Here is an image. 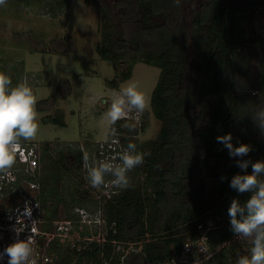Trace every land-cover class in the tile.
Segmentation results:
<instances>
[{
  "label": "trees",
  "instance_id": "16d2710c",
  "mask_svg": "<svg viewBox=\"0 0 264 264\" xmlns=\"http://www.w3.org/2000/svg\"><path fill=\"white\" fill-rule=\"evenodd\" d=\"M67 1L56 0L52 9ZM185 1L115 0L100 6L99 50L103 57L117 66L139 58L160 68L151 109L161 126L155 138L136 144L144 163L133 170L130 186L100 203L106 223L96 228L107 227L106 241L72 248L50 240V249L58 254L56 264H102L106 259L109 264H120L122 252L113 240L140 242V251L130 253L127 264H164L172 257L173 248L179 250L187 237L196 236L199 223L210 220L214 227L209 244L218 251L206 264H236L239 257L248 255L240 250L239 238L231 230L228 209L234 199L243 205L252 195L231 187L232 179L251 174L252 164L264 162V130L247 107L264 110V22L253 13L264 6V0H199L190 19ZM0 71L15 80L17 68L12 61L1 64ZM130 74L128 69L122 78ZM119 80L108 83L117 88ZM241 105L245 108L240 109ZM60 112L58 109L56 117L48 115L43 121L66 125ZM128 119L111 124L126 144L147 127L145 115L133 121L134 129L125 126ZM228 134L233 147L246 143L250 152L243 157L230 155L217 142L218 136ZM41 147L38 198L47 222L40 228L49 232L58 216L74 218V208L79 218L77 208L90 193L65 187V175L73 170L81 175L84 151L57 150L56 154L50 141ZM243 161L249 162L247 170L239 166ZM136 174L141 178L135 180ZM18 176L20 182L23 174ZM258 179L264 180V173ZM9 190L4 188V193ZM66 192L72 194L68 201ZM79 192L78 201L75 193Z\"/></svg>",
  "mask_w": 264,
  "mask_h": 264
},
{
  "label": "rangeland",
  "instance_id": "374dc122",
  "mask_svg": "<svg viewBox=\"0 0 264 264\" xmlns=\"http://www.w3.org/2000/svg\"><path fill=\"white\" fill-rule=\"evenodd\" d=\"M55 1L30 0L28 3H20L16 0H7L6 5L0 6V65L12 61L17 68L12 87L27 80L37 99L39 130L36 138L30 142L50 141L52 151L56 154L59 150L68 153L81 149L91 158L99 149V144L103 140H110L115 131L104 114L110 106L113 94L119 91L121 85L129 81L136 83L149 99V106L145 112L129 116L133 120L129 121L131 120L129 118L127 123L131 124H134L135 120H141L144 115L147 119L146 130L131 137V142L137 144L155 138L161 121L152 112L151 96L160 76V68L139 58L126 63L119 62L117 66L112 59L103 57L99 50L100 6L111 5L115 0H69L64 6H58L53 10L51 5H56ZM198 2L199 0L185 1L187 19H190V14ZM253 13L258 21L264 22V6H260ZM128 69L131 70L130 76L122 78L123 73ZM239 76L244 82L245 78L242 77L240 67ZM115 78L120 79L117 88L108 83ZM247 107L249 114L257 116L259 113L257 108L251 105ZM243 108L245 107L241 105L240 109ZM58 109H61L60 113L66 125L43 121L48 115L56 117ZM236 117L239 119L240 110ZM123 129L126 130L124 126ZM85 170L83 167L81 175L74 170L71 174L65 175V187L71 192H74L76 187L88 191L90 196L87 200L81 201L80 207L85 206L92 211L99 209L97 201L102 190L91 187L85 178L87 175ZM39 172L41 183V165ZM132 172L133 170L128 174L130 181H133L130 178ZM134 177L137 180L141 175L136 174ZM22 186L23 189L26 188L27 183L23 181ZM71 192L64 193L67 201L71 198ZM35 193L38 198L39 191ZM80 193H75V199L78 201L81 199ZM21 204H25V199L17 190L5 194L0 200V252L15 240H26L31 235L23 218L21 220L12 217ZM75 211V208L71 210L75 217L70 218L72 229L68 235L58 234L54 230L56 221L65 220L67 216H58L54 219L49 232L40 228L42 223L47 222V219L41 216L39 222L41 233L32 244V258L35 264H56L58 254L53 248L50 249L48 245L50 240H54L56 245L59 243L73 248L98 241L106 236L107 227L103 226L99 230L88 221L81 222ZM40 212L42 215L43 210L40 209ZM16 229L20 230L19 235ZM245 240H239V244L246 247ZM46 256L49 260H46ZM7 261L8 258L5 256L0 260V264H7Z\"/></svg>",
  "mask_w": 264,
  "mask_h": 264
},
{
  "label": "clouds",
  "instance_id": "9594fccd",
  "mask_svg": "<svg viewBox=\"0 0 264 264\" xmlns=\"http://www.w3.org/2000/svg\"><path fill=\"white\" fill-rule=\"evenodd\" d=\"M7 0H0V6ZM179 3V0H177ZM11 76L0 71V174H6L16 164V155L20 151L21 141L36 138L39 130L37 123V99L27 80L12 87ZM149 106V99L134 82L121 85L119 91L112 96L110 106L104 114L106 120L115 125L118 121L127 120L130 114H142ZM258 126L264 130V110L257 114ZM134 129V124H126ZM217 142L223 144L232 156H246L250 152L248 144L233 147L231 134L217 137ZM120 164L100 163L94 166L90 163L87 152L83 155L84 167L87 170L86 180L93 188L114 187L127 189L130 186L128 173L144 163V155L137 151V145L129 142L120 153ZM247 170L248 161L239 164ZM251 174L236 175L231 181V187L240 193L251 192V197L241 205L233 200L228 209L231 230L234 235L251 239L248 255L239 257L236 264H264V180L258 179L264 173V162L252 164ZM114 179L106 180V175ZM28 215L29 210L26 208ZM17 235L20 230L16 229ZM33 235L26 240L17 239L0 252V260L7 256V264H35L33 256Z\"/></svg>",
  "mask_w": 264,
  "mask_h": 264
},
{
  "label": "built area",
  "instance_id": "2783aa9c",
  "mask_svg": "<svg viewBox=\"0 0 264 264\" xmlns=\"http://www.w3.org/2000/svg\"><path fill=\"white\" fill-rule=\"evenodd\" d=\"M122 135L121 132L113 131V135L110 137L111 139L103 140L99 144V149L92 155L90 158V163L94 166H99L100 163H113L120 164L119 160L120 153L127 147V144L120 138ZM41 143L37 141H21L20 151L16 155V165L8 171L6 174H0V200L3 199L4 188H9L8 193H13L16 190L20 192L24 196L25 204H21L16 208V211L13 214V218H22L26 221L31 235H33V241H35L37 235H39L40 228L39 222L41 219L40 212V203L39 199L35 192H38L41 187V183L39 180V169L41 163ZM84 166V165H83ZM87 172V170H85ZM22 173L23 177L19 182L18 173ZM129 174V173H128ZM114 179L113 176L106 175V180ZM25 181L27 183L26 188H22V183ZM101 194H99V209H96L94 212L87 210L86 208H79V220L82 222L88 221L92 225H104L106 223V219L103 217L102 212V201L105 197H111L114 194L120 193L122 189H116L114 187H101L99 188ZM35 195H33L32 193ZM31 193V194H29ZM26 208L29 210V214L26 212ZM71 220H60L56 221L55 231L58 234L68 235L71 232ZM214 227L213 221H208L206 223H199L197 226L198 233L194 238H189L188 241L182 246V248L174 249L173 255L166 263L168 264H206L210 261L215 253L218 251L213 249L209 244V235L210 231ZM45 233V232H44ZM240 238V237H239ZM50 239V237H49ZM244 243L247 241L251 244V239L242 238ZM239 239V240H242ZM99 242L103 243L106 241V236H103L102 239H98ZM225 242L224 244H227ZM112 244L116 246L117 251H121V263L126 264V257L132 252L140 251L139 243H127L121 244L120 242L113 240ZM249 244H246V247L241 246V251H248L250 253ZM46 260H49V257L46 256ZM164 263V264H166ZM92 264V263H88ZM102 264H109L108 260L102 262Z\"/></svg>",
  "mask_w": 264,
  "mask_h": 264
}]
</instances>
